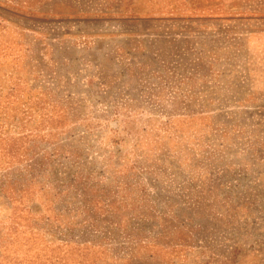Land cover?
<instances>
[{"label": "rangeland", "instance_id": "rangeland-1", "mask_svg": "<svg viewBox=\"0 0 264 264\" xmlns=\"http://www.w3.org/2000/svg\"><path fill=\"white\" fill-rule=\"evenodd\" d=\"M0 264H264V0H0Z\"/></svg>", "mask_w": 264, "mask_h": 264}]
</instances>
